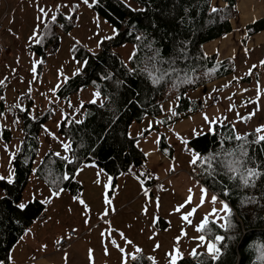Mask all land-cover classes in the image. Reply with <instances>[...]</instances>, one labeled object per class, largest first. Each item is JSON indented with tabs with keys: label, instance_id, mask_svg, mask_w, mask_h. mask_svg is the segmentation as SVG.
Wrapping results in <instances>:
<instances>
[{
	"label": "trees",
	"instance_id": "trees-1",
	"mask_svg": "<svg viewBox=\"0 0 264 264\" xmlns=\"http://www.w3.org/2000/svg\"><path fill=\"white\" fill-rule=\"evenodd\" d=\"M137 1L141 3L139 8H132L122 0H96L91 5L119 32L111 39H102L97 50L79 47L76 54L84 59L82 68L79 73L69 76L66 83L63 81L56 91L62 99L78 88L90 85L103 96L101 102L82 103L79 119L65 114L59 123L58 133L69 140L68 156L75 155L79 161L75 167L92 161L110 175L111 182L120 172L129 171L130 167L137 170L143 181L149 182L145 171L140 172L145 154L135 141L150 129L146 128L140 135H129L128 126L133 120H140L148 114L163 121L154 122L153 126L162 124L167 127L195 113L202 108V104L188 93L236 68L231 58L216 60V53L206 54L203 50L206 42L232 31L231 18L238 13L236 0ZM214 5L218 9L216 12L211 11ZM74 17V13L65 15L59 11L54 22L44 21L39 33L45 34L38 36L30 47L38 57L37 70L57 44L56 27L70 28ZM244 28V38L264 29V14L246 22ZM126 41L135 45L131 53L134 59L128 62H124L114 51V46ZM49 44L51 47L47 49ZM174 96L177 100L173 106L178 112L175 115L165 113L161 110L162 103ZM0 97H3V84H0ZM3 101L0 100V111L4 108ZM22 108L23 111L16 107L23 133L12 159L15 181L11 185L0 181L3 194L7 192V198L0 199V261L7 260L12 245L27 226L44 213L45 203L37 197L27 201L26 209H19L16 205L33 169L39 130L51 116L52 109L49 106L33 118L28 115V103ZM220 119L218 117L217 123L212 125L214 132L206 130L186 140L188 147L201 155L222 154L212 161L213 174H209L205 170L208 165L201 164L198 159L200 166L196 174L201 183L225 200L231 209L228 227L219 226L225 223L224 220L218 223L209 219L212 232L208 237L213 240L215 234L224 237L217 242L222 255L216 264H264V153L260 151L264 142L250 143L257 136L254 130L244 131L250 135L246 140L237 141L234 137L238 132L233 131L232 124ZM3 132V138L8 139V132ZM164 144L168 147L161 136L158 145L162 150ZM240 145L248 148L249 156L255 157V160H249L248 166L258 167L262 173L248 185H242L238 177L234 180L228 178L227 159L223 155L228 152L236 155ZM55 153L48 149L35 166L38 169L35 173L45 179L51 190L64 187L71 194L78 195L82 184L76 178L63 179V173L73 166L62 159L65 155L57 156ZM223 186L230 189L228 195L224 194ZM197 252L203 254V264H213L205 251ZM137 257L127 264H147L143 255L137 254ZM177 264H197V260L192 256H183Z\"/></svg>",
	"mask_w": 264,
	"mask_h": 264
},
{
	"label": "rangeland",
	"instance_id": "rangeland-1",
	"mask_svg": "<svg viewBox=\"0 0 264 264\" xmlns=\"http://www.w3.org/2000/svg\"><path fill=\"white\" fill-rule=\"evenodd\" d=\"M122 1L132 8H139L141 6V3L137 0ZM8 3V9L7 3H4L5 8L3 7L7 9V13L2 12L0 15V33L11 40L15 39L12 44L13 48L16 44L18 46L17 50L11 52V55L8 56L6 53L9 51L7 46L9 44L3 39L5 48L1 47L0 49V81H6V88L3 93L4 108L0 111L4 113L3 116H0V175H7L9 169L13 170V155L17 152L21 142L23 132L21 129V120L17 115L16 107L18 105L25 107L28 103V114L32 113L33 117L41 114L49 106L52 109L51 116L46 120L43 128L38 133V147L33 160V168H35L48 149L59 152L60 155H69L61 146V142L66 143L67 139L58 133L59 120L65 114L79 119L81 104L92 101L93 91L97 90L88 85L78 88L67 98L60 99L57 92L54 94L51 89L57 86L58 81L61 85L64 81V76L69 77L73 75L76 68H82L84 59L76 54V50L79 47L90 51L97 50L99 46L97 45V41H101L103 37L109 36L113 26L107 19L98 15L92 9L91 5L93 3H91V0L88 5H85L83 0H9ZM57 3L61 5L59 11L63 14H75L73 25L68 29H62L60 26L56 27V34L58 36L55 48L47 53L45 62L40 70L32 71L33 68H36L37 63H34V61L37 62L38 57L33 52L34 50L32 51L29 47L37 40L40 28L47 19L39 9L40 7H44L48 16H51L55 12V5ZM73 3L76 5L74 9L72 8ZM1 4L3 5L2 2ZM235 8L238 10L236 6ZM2 9L0 7V11ZM242 27L244 28V25ZM34 29L38 35L37 37H33L32 40H29ZM245 34L246 31L244 28L242 41L246 39V37L244 38ZM50 47L51 44L47 46V49ZM134 48V43L126 41L114 46V51L119 54L124 62H128L129 56ZM20 50L25 51L24 53H20V59H26L28 62L24 67V64L19 66L17 63L16 56H18ZM229 58H231L236 67L234 71L200 85L199 88L197 87L190 91L188 95L197 100V102L201 101L203 103L216 97L223 107V113L220 116L221 122L231 123L238 133L255 130L257 125H261L264 122V64L261 63L264 60V41L252 44L242 54H234ZM6 60L11 61L7 63ZM250 61L253 64H249ZM246 76L248 78H244ZM25 92L27 94L22 96ZM242 93L246 94L241 97ZM251 99H253V102L249 101ZM28 100L30 101L28 102ZM102 100L103 96L101 94L96 97V102H101ZM176 100L177 97L174 96L163 102V111L168 113L169 102L173 105ZM68 101L71 103L69 104ZM243 103L246 104L244 107ZM240 117L244 119H240ZM150 121L154 123L156 119L148 114L144 115L140 120H133L128 126V134L135 136L138 133L141 134L147 128ZM45 126L48 129L47 132L45 131ZM193 128L205 131L208 128V124L204 121L188 130L182 131L179 137L168 126L165 127V125L159 124L158 126H153V129H150L146 134L138 136L136 143L143 152L148 153L145 160L152 157L159 159L162 154L165 156L162 158H167L171 166H181L183 170L196 175L199 168L197 172H194L195 163L189 162L192 157V148L188 147L187 142L182 143V140L186 141L189 137L193 136ZM3 130L8 132V139L3 138ZM157 133L163 136L165 142L168 143V147L165 144L163 145V150L159 145H157L156 149L148 146L155 139L157 140ZM255 134H264V129L261 130V133L255 132ZM157 142L159 143V141ZM4 144L8 145V150H5ZM164 149H167V155L164 153ZM149 171L148 173H150ZM168 173L169 177L167 179L162 178L160 180L162 183L160 187L151 188L154 191L155 200L158 199L163 207L161 218H158L157 221L162 219L166 225L164 243L168 241L171 244H178L183 239H189V242H192L196 246L200 244V241L194 239V237L203 233L197 231L195 225L208 212L196 206L193 214L188 217L192 223H188L182 218L180 212L173 211L185 196H189L190 193H188V190H195V187L192 185L188 186L185 182L181 181L175 169L169 170ZM154 183L159 182L155 179ZM60 189L65 188L61 187ZM49 193L50 187L46 184L45 179L31 171L27 184L22 189L18 203L21 201L27 202L33 197H38L44 201L49 196ZM2 194L3 190L0 187V196ZM56 202L64 204V206L68 204V201L64 198H60ZM48 203V201L45 202V205ZM217 213L218 215L213 214L210 217L220 219L223 215L221 208ZM210 217L209 219H211ZM181 228L185 229L186 235L181 236L177 242L174 240V237L181 235ZM208 238L206 236V240ZM201 247L206 251V242ZM164 256L166 258L156 257L158 259L157 263L169 264V257L166 254Z\"/></svg>",
	"mask_w": 264,
	"mask_h": 264
},
{
	"label": "crops",
	"instance_id": "crops-1",
	"mask_svg": "<svg viewBox=\"0 0 264 264\" xmlns=\"http://www.w3.org/2000/svg\"><path fill=\"white\" fill-rule=\"evenodd\" d=\"M0 1L3 3L2 5L0 2L1 9L4 7V3H7L8 9L9 0ZM235 6L239 12L231 18L232 31L203 45L206 54L216 53V60L232 57L234 54H242L252 44L264 41V29L255 32L246 37L245 41H242L244 35L242 26L264 14V0H237ZM4 8L0 11V15L2 12L7 13V9ZM3 39L9 44L7 45L9 51L6 54L10 56L11 52L17 50L18 44L13 48L12 44L15 39L11 40L0 33V49L5 43ZM24 52L20 50L16 56L18 65L24 64L23 67L28 63L26 59H20V53ZM10 61L6 60L7 63ZM249 64L253 63L250 61ZM0 84H3L4 93L6 81L4 80ZM246 93H242L241 97ZM249 101L253 102V99ZM199 102L202 104L199 111L168 125L174 134H180L184 130L203 123L205 120L202 118V113L216 119L222 115L223 107L217 98L205 101V103ZM66 141V143H70L68 139ZM157 145L158 142L155 139L148 146L156 149ZM163 156L161 154L159 159L152 157L147 160H145V156L140 172L150 170L149 174L152 178L149 179L148 183L143 181L136 169H132V172H120L115 181L111 182L110 175L96 163L92 161L82 163L78 167L81 171L74 173L75 178L82 184L78 195H73L67 189H63L59 197L48 200L49 203L44 205L43 215L34 219L27 226L26 229L31 231H24V234L12 245L10 249L11 260L8 261V264H121L122 254L119 247H124L129 253L133 251L132 245L125 243V238L140 247L142 251L138 254L147 259V264H159L156 257L166 258L164 254L168 253L174 245L179 247L183 256H190L189 253L192 252L193 248H196V251H205L200 244L194 246L192 242H189V239H183L178 244H171L168 241L164 243L166 225L162 219L159 220L161 222L157 221L158 218H161L163 207L160 202L157 206V200H155L154 191L151 188L160 187L162 184L160 180L162 178L167 179L169 170L175 169L181 181L188 186L195 187V190H191L190 203L185 204L182 211L186 212L187 209L197 206L201 207L203 211L209 212L213 206L219 212L220 200L222 199L217 196L216 202L213 203L211 199L213 193L201 183L195 174L183 170L181 166H171L167 158H162ZM155 179L159 183L155 184ZM105 183L109 185L107 188L104 186ZM201 185L206 189L204 203H201ZM145 191L148 193L147 196ZM73 197L82 198L88 205L89 211L85 213L84 206ZM188 197L185 196L178 204H183ZM60 198L68 201L67 206L56 202ZM38 199L42 201V199ZM54 203L55 205H53ZM145 206L147 211H141ZM154 218L155 223L153 222ZM211 219L218 223L223 222L220 219ZM85 220L88 222L85 223ZM69 230L74 231L70 242L66 245H58L61 237L69 236ZM42 245H46V247H42ZM198 245L199 247H197ZM150 256L154 257V260H150L148 258ZM130 259L129 257L128 261Z\"/></svg>",
	"mask_w": 264,
	"mask_h": 264
},
{
	"label": "snow or ice",
	"instance_id": "snow-or-ice-1",
	"mask_svg": "<svg viewBox=\"0 0 264 264\" xmlns=\"http://www.w3.org/2000/svg\"><path fill=\"white\" fill-rule=\"evenodd\" d=\"M83 3L85 5H88L90 3V0H83ZM91 3H93V4L96 3V0H91ZM75 6H76L75 3H73L72 4V8L74 9ZM45 7H50V6H45ZM60 8H61V5L59 3H57L55 5V12L51 16H48V14L45 12V8L44 7H40L39 10H40V12L42 14L45 15V17L48 20H51V21L54 22L57 19V14L59 13ZM211 11L212 12H216V11H218V9L214 5L211 8ZM65 15H67V14H65ZM45 27H47V25H45ZM118 32H119V29L115 25H113L110 35L109 36H105L102 39H104V40L111 39V38L115 37L118 34ZM44 34L45 33L40 32L39 36H43ZM37 35H38L37 31L34 29L33 32H32V35L29 37V40H32L33 37H37ZM137 39H141V37H137ZM99 43H100V41H97V45H99ZM132 59H134V56L130 55L129 56V60H132ZM34 63H38V62L34 61ZM261 63L264 64V60H262ZM36 70H37L36 68L32 69V71H36ZM79 71H80V68L79 67L76 68L74 73H73V75H75L76 73H79ZM130 71H131V69H130ZM60 75H63V74H60ZM109 75H111V74H109ZM63 79H64V82L66 83L67 80H68V77L64 76ZM0 83H3V81H0ZM153 83H156L155 79H153ZM59 86H60V83L58 81L57 86L52 88L51 91L55 94L56 91H57V87H59ZM29 91H30V89H29ZM99 95H100L99 91H95L94 90L93 94H92L93 98H92V101H90V102L91 103H95L96 102V97L99 96ZM2 99H3V97H0V100H2ZM68 103L70 104L71 102L68 101ZM18 107H20V110L23 111V108L21 106L18 105ZM161 110L162 111L164 110L162 106H161ZM168 111L172 112L175 115V113L178 112V109L174 110V106L172 105L171 102H169ZM3 115H4V113L0 112V116H3ZM28 115L32 116V113H29ZM202 118L208 124L207 131L210 132V133L214 132V128L212 127V125L217 123L216 118L215 117H209L205 113H202ZM240 119H244V118L240 117ZM76 123H80V121H76ZM155 123H163V121L160 120V119H157L155 121ZM147 128L148 129H153V122L152 121H150L148 123ZM262 129H264V124L257 125L254 131L256 133H261ZM45 131L46 132L48 131L46 126H45ZM192 131H193V135H196L198 132L200 134H203L202 129L193 128ZM233 131H235L234 126H233ZM175 134L177 135V137H179V133H175ZM138 135H140V133H138ZM249 135H250V133H243V134L236 133L234 138L237 141H241V140H246V138ZM228 138L231 139L233 137H228ZM160 139H161V136H160L159 133H157V141H159ZM261 142H264V134L257 135L255 137V140L251 141L250 143H252V144H260ZM182 143H186V141L182 140ZM61 146H62V148L64 149L65 152L69 151L70 145L68 143L61 142ZM4 148H5V150H8V145L4 144ZM186 150H188V149H186ZM191 151H192V157H191V160L189 162L190 163H196L197 160L199 159V162L201 164H205L206 163L208 165V167L205 170L209 174H213L214 173V168L212 166V161H213V159H215L216 156H220L222 154L220 152H217L215 154L201 155L200 153L196 152L194 149H192ZM260 151L262 153H264V147H262L260 149ZM164 153L167 155V149H164ZM55 155L59 156L60 153L57 152V153H55ZM147 155H148V153H145V156H147ZM223 155L227 159L226 168H227V173H230V175L228 176V178L230 180H234L235 178L238 177L242 185H248V184L253 183L260 175H262V173L258 169V167H250V166H248L249 160H255V157L254 156H249V150H248L247 147H245L243 145H240L238 153L236 155H234V156L232 155V152L224 153ZM62 159L65 162H67L69 165L73 166L69 171H65L63 173V179L65 181H67L69 179H75V176L72 173H73V171L76 172V173H79L81 171L80 168L75 167V164L79 163V161L76 159L75 155H72V156L65 155ZM221 163H224V161H221ZM32 171L33 172H37L38 169L33 168ZM129 172H132V168L131 167L129 168ZM0 181H6L7 184H9V185L13 184L14 181H15V172L13 170L9 169L7 175H0ZM104 186L107 188L109 185L107 183H105ZM62 191H63V189H60V190L52 189V190H50L49 196L46 197L45 200L42 201V203H44V202H46L48 200H51L53 198L59 197ZM223 191H224L225 195H228L230 189L227 186H223ZM189 193H190L189 197L184 201V203L181 204V205H178L175 209H173V211L180 212V214H181V216H182V218L184 220H186L188 223H192V221L189 220L188 217H190L193 214L195 209L194 208H190L186 212L182 211V209L184 208V205L185 204H189L190 201H191V189H189ZM205 194H206V189H205V187L203 185H201V203L205 202L204 201ZM145 195L146 196L148 195L147 191H145ZM4 198H7V192L6 191L4 192L3 196H0V199H4ZM73 198L74 199H78L79 203L82 206H84L85 213H87V211H89L88 205L86 204V202L82 198H79V197H73ZM211 199H212V202L215 203L216 200H217V195L215 193H213ZM106 202H108V201L106 200ZM158 204H159V201L157 199V206H158ZM220 204H221V210L224 213V215L222 217H220V219H223L225 221V223L224 224H220L219 226L222 227V228L223 227H228L229 226V219L228 218L230 216L231 209H230L228 203L225 200H220ZM26 206H27V202H25V201H21L20 203H18L16 205V207H18L19 209H22V210L26 209ZM141 211L146 212L147 211V207L145 206L144 208L141 209ZM213 214L218 215L217 209L215 207L211 208L208 213H205L204 217L199 221V223H197L195 225L196 230L202 232L203 234H201V235H199L197 237H194V239L199 240L200 241V245H204L205 242H206V253L208 254V257L211 259L213 264H216V261L222 255L221 248L218 247V243L217 242L222 241L224 239V237L221 236L220 234H215L214 240L211 239V238H208L206 240V236H210L211 232H212L211 228L209 227V224H210L209 217L212 216ZM87 222L88 221L85 220V223H87ZM153 222L155 223V218H154ZM24 231L25 232H29L31 230L30 229H25ZM180 234H181L180 236L174 237L175 241L178 242L180 240L181 236L186 235L184 228L180 229ZM102 235H103V233H102ZM120 235H123V233H120ZM21 239H23V238H21ZM113 243L115 244V241H113ZM125 243L132 245L133 251L131 253H129V252L126 251V249L124 247H119V251L122 254L121 255V264H127V261H128L129 257L131 258L132 261H135L138 258L137 254L142 251L138 245L133 244V242L131 240H128L127 238H125ZM156 246L158 247V245H156ZM42 247H46V245H42ZM197 247H199V245ZM189 255L192 256L193 258H196L197 264H203V254L198 253L196 251V248H193L192 252L189 253ZM166 256L169 257V264H177L178 261H182L183 260V253L179 250V247L177 245H174L170 249V251L168 253H166ZM148 258L150 260H154V257L150 256ZM10 260H11V256L9 255L7 257V260L0 261V264H8V261H10Z\"/></svg>",
	"mask_w": 264,
	"mask_h": 264
},
{
	"label": "built area",
	"instance_id": "built-area-1",
	"mask_svg": "<svg viewBox=\"0 0 264 264\" xmlns=\"http://www.w3.org/2000/svg\"><path fill=\"white\" fill-rule=\"evenodd\" d=\"M4 16V15H3ZM2 16V17H3ZM0 28H1V20H0ZM3 48H5V46H3ZM218 130L216 129V132H217ZM199 166H200V163H198L196 166H194V172H197L198 171V168H199ZM145 175H146V177H150V174L147 172V171H145ZM74 235V231H69V236H63V237H61L60 238V240L58 241V245H66V244H68L69 242H70V240H71V237Z\"/></svg>",
	"mask_w": 264,
	"mask_h": 264
}]
</instances>
